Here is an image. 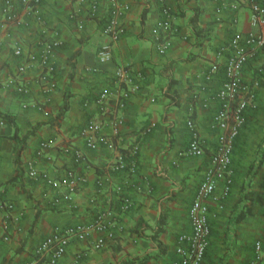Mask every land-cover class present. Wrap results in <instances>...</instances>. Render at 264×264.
<instances>
[{"label": "crops", "instance_id": "obj_1", "mask_svg": "<svg viewBox=\"0 0 264 264\" xmlns=\"http://www.w3.org/2000/svg\"><path fill=\"white\" fill-rule=\"evenodd\" d=\"M13 1L21 22L3 31L4 0H0V111L14 118L20 137L31 135L16 162L15 129L0 116V194L15 206L12 212L0 214V223L10 226L8 241L0 228V264L32 260L35 249L57 227L88 223L100 213L109 214L122 229H115L102 249L93 246L101 237L98 232L85 241L72 240L61 264H171L177 259L179 237L191 231L190 207L218 146V132L211 129L219 108L213 98L225 82L227 61V54L220 56L219 52L236 32L246 36L258 31L251 24V8L242 5L234 10L230 0H119L130 6L124 18L126 34L113 45L112 60L102 63L98 52L110 43L103 27L112 0H101L96 18L77 0H45L40 12L49 30L26 12L23 0ZM261 3L264 6V0ZM166 6L178 34L171 49L160 54L156 31ZM196 28L201 30L199 37ZM54 32L63 45L56 52V87L46 92L38 62L23 73L19 66L39 52ZM204 37L207 39L197 47ZM17 46L22 47L21 56L16 55ZM190 56L192 60L184 61ZM213 64L219 65V72L209 90L201 92ZM123 67L143 78L138 81L140 90L114 116L113 102L104 108L96 99L102 91L115 87V73ZM242 77L256 87L255 108L247 111L235 142L234 186L225 209L210 202L211 236L203 264H246L255 255L256 242L264 241V49L247 59ZM17 83L25 84L29 93L18 92ZM195 95L210 100V107L194 103ZM66 96L70 106L60 116ZM190 114L205 141L201 156L188 154ZM117 118L121 125L116 124ZM92 121L100 123L110 138V144L97 151L87 148L82 135ZM44 142L49 148L38 155ZM134 148L139 149L138 173L110 169ZM76 151L84 154L85 163L76 162ZM30 162L60 183L68 170L87 176V182L71 194L73 207L48 206L46 186L28 175ZM119 187L132 200L129 210L122 209ZM58 189L65 191L66 187L60 184ZM161 219L164 223L159 225Z\"/></svg>", "mask_w": 264, "mask_h": 264}, {"label": "built area", "instance_id": "obj_2", "mask_svg": "<svg viewBox=\"0 0 264 264\" xmlns=\"http://www.w3.org/2000/svg\"><path fill=\"white\" fill-rule=\"evenodd\" d=\"M45 0H23V8L27 13L35 15L38 22L45 30H49L47 21L40 12L42 3ZM164 2L165 0H161ZM80 5H87L89 15L96 18L100 12L101 0H77ZM230 5L237 10L242 5H248L252 10L251 24L258 31H251L246 36L236 32L230 42L224 47L219 55L227 54L225 64V82L213 98L219 106L211 122V129L218 132V146L212 154L209 164L205 170L204 177L190 207L191 231L183 233L178 239L176 247L177 259L171 264H203L205 255L210 244L211 226V204L213 201L219 205V209H225L227 200L230 198L233 186L235 169L233 166V150L235 142L241 134L246 123L247 111L255 108L256 87L245 82L242 77L244 66L249 57H252L260 49H264V6L261 0H230ZM130 6L119 0L111 1L110 16L103 27L104 34L109 38L110 43L103 46L99 52V59L102 63H108L113 58L112 48L125 34L126 27L124 18L129 12ZM4 20L2 21L3 31L7 30L11 24L21 22L17 8L13 0H4L3 6ZM162 19L157 24L156 48L160 54H166L173 46V37L178 34V29L174 27L171 20V10L164 7ZM0 36V47L2 44ZM63 45L57 32L53 37L48 38L41 44L39 52L28 56L26 62L19 66V72H25L31 64L38 62L42 69L41 81L46 83L44 90L47 92L56 87L54 75L57 71L56 52ZM22 47H16V55L21 56ZM88 71H92L88 69ZM219 72V65L213 64L205 75V85L201 86V92H207L209 83ZM141 73L134 74L129 68L123 67L115 73V87L102 91L96 102L105 108L108 103H114L113 115L117 110L126 108L130 98L140 90L142 79ZM137 79V80H136ZM11 84H8V86ZM17 91L21 94H28L29 88L22 83L16 84ZM200 101L202 106L210 107V100H201L199 95H195L194 103ZM192 113V112H191ZM123 122L117 118L116 124ZM187 126L192 135V141L188 154L191 156H201L204 154V138L196 124L193 114L187 120ZM86 146L91 151H97L101 146L109 145L110 138L104 132L103 126L95 121L89 122L82 131ZM49 148V143L44 142L38 155H42L44 150ZM76 162L83 164L86 157L81 151H76ZM139 149L134 148L126 155H122L117 161L110 165L114 171H126L129 174H136L139 171ZM28 175L35 180H41L47 188L45 198L48 206L52 209H59L62 205L73 207L71 194L77 187L87 182V176L77 170H68L65 179L60 183L48 174L41 173L35 167L34 162L28 165ZM60 184H64L66 190L58 189ZM221 184V190L218 191ZM117 195L122 202V209L129 210L132 200L121 187L117 189ZM15 209L14 203L7 199H2L0 194V214L6 215ZM3 239H10V226L7 222L0 223ZM115 229L122 227L111 218L109 214L100 213L94 220L88 223H80L68 228L57 227L52 235L47 237L35 249L34 258L21 264H61V260L66 255L67 248L72 240H87L92 232L101 234L93 244L95 249H102L105 246L106 238H113ZM246 264H264V241L258 240L255 244V255Z\"/></svg>", "mask_w": 264, "mask_h": 264}, {"label": "trees", "instance_id": "obj_3", "mask_svg": "<svg viewBox=\"0 0 264 264\" xmlns=\"http://www.w3.org/2000/svg\"><path fill=\"white\" fill-rule=\"evenodd\" d=\"M145 13H146V11L144 12V17H145ZM195 34H196L197 37H199L201 35V30L199 28H196L195 29ZM206 39L207 38L204 37L201 41H199L198 44H196V46L199 47V44L203 43ZM192 59H193V57L190 56V57L184 59V61H190ZM69 106L70 105H69V102H68L67 96H66V102L62 106V109L60 111V116L64 115L68 111ZM0 116L2 117V119H5L6 121H8V123L15 129V132H14V135H13L12 139L15 141L16 146H17L16 152H15V158H16L15 160H16V162H19L20 157H21V153H22L23 148L25 146V142L27 141V139L30 137L31 134H28L25 137H20V135H19V128H18V125H17L16 121L14 120V118L11 117L8 114H5V113L1 112V111H0ZM16 179H17V177L13 178L11 181H15ZM247 194H249V193H247ZM250 209L251 208H248L246 211H242V213L238 214V216L236 218V221H240L243 218L244 214L245 213H248V211ZM39 216H40V212L38 211L36 213V216H35V222L38 221ZM163 223H164L163 222V219H161L159 221V225H161Z\"/></svg>", "mask_w": 264, "mask_h": 264}]
</instances>
